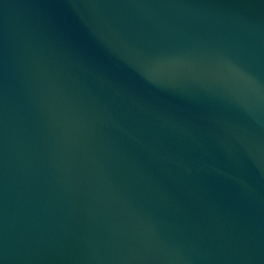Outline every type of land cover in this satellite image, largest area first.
I'll return each instance as SVG.
<instances>
[{"label": "water", "instance_id": "95a60500", "mask_svg": "<svg viewBox=\"0 0 264 264\" xmlns=\"http://www.w3.org/2000/svg\"><path fill=\"white\" fill-rule=\"evenodd\" d=\"M0 264H264V0H0Z\"/></svg>", "mask_w": 264, "mask_h": 264}]
</instances>
